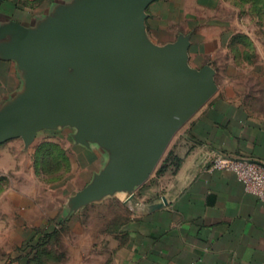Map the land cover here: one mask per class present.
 I'll list each match as a JSON object with an SVG mask.
<instances>
[{
	"label": "crops",
	"instance_id": "obj_1",
	"mask_svg": "<svg viewBox=\"0 0 264 264\" xmlns=\"http://www.w3.org/2000/svg\"><path fill=\"white\" fill-rule=\"evenodd\" d=\"M216 3L152 0L143 10L141 38L158 47L180 44L187 64L209 68L215 83L213 94L171 138L163 171L156 169L130 190L93 199L78 196L88 184L72 194L64 190L57 209L37 221L24 213L31 204L22 206L25 254H53L55 264H264V203L233 173L207 169L218 153L264 164V60L242 68L240 56L230 53L236 33L214 16ZM106 8L107 0H0V115L17 106L36 72L18 56L17 43L32 51L56 41L82 15ZM12 139L29 147L23 137L0 145ZM71 140L91 162L92 141H78L75 134ZM95 147L107 162L109 151L97 142ZM108 198L117 208L111 215L102 209ZM98 205V224L76 229L80 214ZM64 237L72 243L55 252L53 245L62 246Z\"/></svg>",
	"mask_w": 264,
	"mask_h": 264
},
{
	"label": "water",
	"instance_id": "obj_2",
	"mask_svg": "<svg viewBox=\"0 0 264 264\" xmlns=\"http://www.w3.org/2000/svg\"><path fill=\"white\" fill-rule=\"evenodd\" d=\"M152 0H107L56 41L18 56L33 65L32 86L0 115V140L30 141L42 128L69 125L75 138L97 142L109 165L78 196L130 190L155 169L175 132L215 91L212 71L191 68L180 44L158 47L141 38Z\"/></svg>",
	"mask_w": 264,
	"mask_h": 264
},
{
	"label": "rangeland",
	"instance_id": "obj_3",
	"mask_svg": "<svg viewBox=\"0 0 264 264\" xmlns=\"http://www.w3.org/2000/svg\"><path fill=\"white\" fill-rule=\"evenodd\" d=\"M213 14L236 33V45L230 48V53L240 56L242 68L249 69L253 61L260 65L261 56L264 60V0H217ZM224 65L227 67L226 62ZM76 132V128L69 125L57 130L42 128L36 132L40 138L37 142H28L27 149L19 139L0 145V264H55L53 254H25L19 236V217L23 212L21 207L27 204H31L24 210L27 218L37 221L45 217L65 199L64 190L72 194L92 182L109 165L110 159L103 162L98 158L95 141H92V161L82 158L81 146L71 140ZM40 140L43 142L37 147ZM165 153L166 149L153 172L162 164ZM106 205L107 209L102 208L105 213H116L115 201L108 198L104 207ZM100 207L103 206L83 211L80 214L82 225L76 229L82 232L83 225L94 228ZM71 239L64 237L62 246L56 241L55 252L61 247L67 250ZM64 264H69V260Z\"/></svg>",
	"mask_w": 264,
	"mask_h": 264
},
{
	"label": "built area",
	"instance_id": "obj_4",
	"mask_svg": "<svg viewBox=\"0 0 264 264\" xmlns=\"http://www.w3.org/2000/svg\"><path fill=\"white\" fill-rule=\"evenodd\" d=\"M209 171L231 172L242 183L246 192L264 203V164L258 161L223 153L215 154L209 160Z\"/></svg>",
	"mask_w": 264,
	"mask_h": 264
},
{
	"label": "trees",
	"instance_id": "obj_5",
	"mask_svg": "<svg viewBox=\"0 0 264 264\" xmlns=\"http://www.w3.org/2000/svg\"><path fill=\"white\" fill-rule=\"evenodd\" d=\"M162 163H163V160H162ZM158 171H159V172L163 171V166H162V164H161L160 167L158 168Z\"/></svg>",
	"mask_w": 264,
	"mask_h": 264
}]
</instances>
